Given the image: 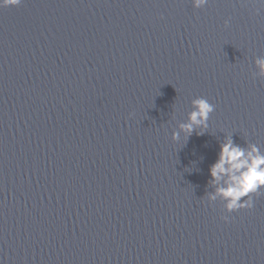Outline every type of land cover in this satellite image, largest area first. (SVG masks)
<instances>
[{"label": "water", "instance_id": "1", "mask_svg": "<svg viewBox=\"0 0 264 264\" xmlns=\"http://www.w3.org/2000/svg\"><path fill=\"white\" fill-rule=\"evenodd\" d=\"M257 57L261 0L0 8V264H264V188L206 195L225 135L264 152ZM197 96L208 129L173 141Z\"/></svg>", "mask_w": 264, "mask_h": 264}, {"label": "clouds", "instance_id": "2", "mask_svg": "<svg viewBox=\"0 0 264 264\" xmlns=\"http://www.w3.org/2000/svg\"><path fill=\"white\" fill-rule=\"evenodd\" d=\"M209 0H192L193 6L200 8ZM264 3V0H261ZM22 0H0V8L18 6ZM229 23L225 20V25ZM261 74H264V57H257L255 61ZM192 110L187 114V120L180 122L173 130V141H179L181 134L187 141L195 131L202 135L209 127V116L215 105L206 98L197 96L191 100ZM209 183L212 192L206 193L209 201L218 197L224 201V209L228 212L241 208H252L254 201L252 194H260L264 188V152L255 144L248 143L247 147L234 142L232 135H225L219 145L216 160L209 166ZM247 197L246 199H242ZM223 219L227 221L228 216Z\"/></svg>", "mask_w": 264, "mask_h": 264}]
</instances>
